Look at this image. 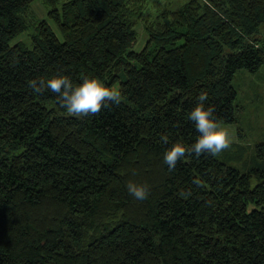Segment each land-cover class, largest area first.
Listing matches in <instances>:
<instances>
[{
	"label": "trees",
	"instance_id": "1",
	"mask_svg": "<svg viewBox=\"0 0 264 264\" xmlns=\"http://www.w3.org/2000/svg\"><path fill=\"white\" fill-rule=\"evenodd\" d=\"M35 1L0 0V264H264V169L209 153L164 163L199 137L188 116L201 92L217 122L236 121L233 76L264 65V0L150 17L148 0H40L42 17ZM55 75L93 76L121 103L69 115L28 86Z\"/></svg>",
	"mask_w": 264,
	"mask_h": 264
},
{
	"label": "clouds",
	"instance_id": "2",
	"mask_svg": "<svg viewBox=\"0 0 264 264\" xmlns=\"http://www.w3.org/2000/svg\"><path fill=\"white\" fill-rule=\"evenodd\" d=\"M28 86L37 94L46 90L56 94L59 106L66 109L69 115L77 118L96 115L109 104H120L122 98V93L118 88H109L97 78L88 75L83 76L82 81L75 85L67 76L55 75L46 80L33 79ZM197 99L198 103L190 111L188 118L194 122L200 135L191 146L186 147L177 142L166 150L164 163L168 165L169 170H173L177 162L186 155L194 153L199 156L209 153L212 156H218L231 146L228 132L213 117L215 108L204 106L208 99L207 93L201 92ZM160 139L165 144L169 141L167 135H162ZM127 191L140 201L147 199L150 193L147 185L133 182L127 185Z\"/></svg>",
	"mask_w": 264,
	"mask_h": 264
},
{
	"label": "rangeland",
	"instance_id": "3",
	"mask_svg": "<svg viewBox=\"0 0 264 264\" xmlns=\"http://www.w3.org/2000/svg\"><path fill=\"white\" fill-rule=\"evenodd\" d=\"M64 0H59V3ZM186 0H148L144 8V17H150L164 7L177 8ZM38 17L45 15L40 0L32 5ZM142 23L136 26L138 41L134 49L139 50L145 42ZM19 39L26 40L22 34ZM232 85L236 89L235 100L236 121L220 123L228 132L231 146L229 149L215 156L218 160L234 166L242 172L253 168L264 169V158L257 154L256 145L264 142V65L254 72L239 69L235 72ZM252 186L256 180L252 179Z\"/></svg>",
	"mask_w": 264,
	"mask_h": 264
}]
</instances>
